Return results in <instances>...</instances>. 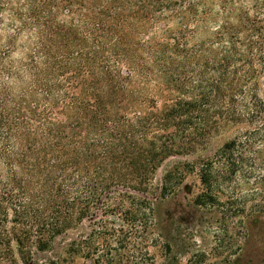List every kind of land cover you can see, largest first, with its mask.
I'll return each instance as SVG.
<instances>
[{"label": "trees", "instance_id": "obj_1", "mask_svg": "<svg viewBox=\"0 0 264 264\" xmlns=\"http://www.w3.org/2000/svg\"><path fill=\"white\" fill-rule=\"evenodd\" d=\"M112 1L83 14L80 0H0V264H18L13 241L22 255L31 240L44 250L100 205L106 207L100 216H119L115 209L126 200L150 205L127 189L144 192L156 165L187 149L175 139L203 103L173 91L182 60L191 73L201 57L205 70L194 73H254L264 62V0L174 1L166 16L178 17L182 35L154 26L156 12L141 6L136 18L121 16L123 27L141 21L145 30L163 32L137 46L113 37ZM194 27L209 33L190 45ZM212 165H197L205 188L215 181ZM194 167L167 172L161 197ZM197 197L202 203L212 198ZM138 227L94 221L70 252L113 264V251L130 245Z\"/></svg>", "mask_w": 264, "mask_h": 264}, {"label": "rangeland", "instance_id": "obj_2", "mask_svg": "<svg viewBox=\"0 0 264 264\" xmlns=\"http://www.w3.org/2000/svg\"><path fill=\"white\" fill-rule=\"evenodd\" d=\"M100 1L80 0L78 8L83 14L93 13ZM160 1L169 7L159 5ZM174 1L180 0L112 1L113 37L123 36L137 46L153 35L162 36L163 30L154 27L157 25H167L182 35L185 32L179 29L178 17L166 16L176 8ZM120 2L121 7L117 6ZM141 6L152 8L158 22L148 30L141 21L123 27L121 16L136 18ZM195 27L188 30L190 45L203 42L209 33ZM141 55L139 50L134 53L135 58ZM202 60L204 57L191 59V63H199L192 73L190 66L182 67L183 60L175 71L174 93L186 99L196 95L203 102L193 111L195 117L185 134L175 139L176 145L186 142L187 149L162 159L150 173L144 192L127 189L145 197L150 205L126 200L115 209L119 216H100L106 208L100 205L95 216L73 221L44 250L31 240L22 255L13 241L18 264H95L93 257L70 252L74 243L87 238L94 221L140 227L129 236L130 245L113 251V264H264V62L258 63L254 73H194L205 70ZM201 93L210 95L209 101ZM200 161L213 163L210 176L215 181L207 188L200 182ZM187 163L195 167L184 172L182 182L171 193L161 197L164 175ZM201 192L212 198L202 203L197 197Z\"/></svg>", "mask_w": 264, "mask_h": 264}]
</instances>
